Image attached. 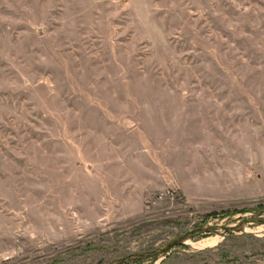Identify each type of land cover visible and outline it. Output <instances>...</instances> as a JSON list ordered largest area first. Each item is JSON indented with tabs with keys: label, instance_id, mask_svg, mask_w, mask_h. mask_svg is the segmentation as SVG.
Segmentation results:
<instances>
[{
	"label": "rangeland",
	"instance_id": "374dc122",
	"mask_svg": "<svg viewBox=\"0 0 264 264\" xmlns=\"http://www.w3.org/2000/svg\"><path fill=\"white\" fill-rule=\"evenodd\" d=\"M22 3L0 8V223L17 236L0 263L264 256V197L240 198L264 159V0Z\"/></svg>",
	"mask_w": 264,
	"mask_h": 264
},
{
	"label": "crops",
	"instance_id": "0c3cea01",
	"mask_svg": "<svg viewBox=\"0 0 264 264\" xmlns=\"http://www.w3.org/2000/svg\"><path fill=\"white\" fill-rule=\"evenodd\" d=\"M23 1V6H27L28 4H25V2H30V6L32 3L34 5H39L43 7H47L49 5H57L62 2L58 0H19ZM15 7V0H0V8H11ZM253 165V166H252ZM250 164L249 170L254 169L253 171H250L246 174H243L242 181L243 185H246V190L244 195H242L240 198H259L264 197V159L259 160L257 164ZM11 238L12 240L16 238V234L14 232L7 231L3 224L0 223V239L3 238ZM14 246V245H13ZM16 247L13 248H0V262L2 258H8L12 255V251ZM1 264V263H0ZM251 264H264V256H261L259 258H255V261Z\"/></svg>",
	"mask_w": 264,
	"mask_h": 264
}]
</instances>
